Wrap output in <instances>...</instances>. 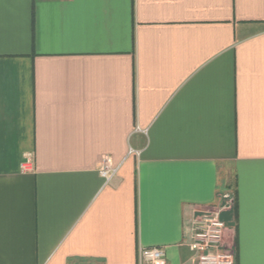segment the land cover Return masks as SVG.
Returning a JSON list of instances; mask_svg holds the SVG:
<instances>
[{
    "label": "crops",
    "instance_id": "obj_1",
    "mask_svg": "<svg viewBox=\"0 0 264 264\" xmlns=\"http://www.w3.org/2000/svg\"><path fill=\"white\" fill-rule=\"evenodd\" d=\"M224 193L264 264V0H0V264H193Z\"/></svg>",
    "mask_w": 264,
    "mask_h": 264
},
{
    "label": "built area",
    "instance_id": "obj_2",
    "mask_svg": "<svg viewBox=\"0 0 264 264\" xmlns=\"http://www.w3.org/2000/svg\"><path fill=\"white\" fill-rule=\"evenodd\" d=\"M134 150H130L133 152ZM31 155L22 164L23 170H29ZM120 165L114 164L110 156L102 159L101 175L108 181L118 173ZM223 204L217 209L193 210L186 220L189 230L188 245L193 255V264H237V251L226 239L228 223L221 211L230 209L235 204L233 194L222 195ZM165 250L159 246H140L138 264H167Z\"/></svg>",
    "mask_w": 264,
    "mask_h": 264
},
{
    "label": "trees",
    "instance_id": "obj_3",
    "mask_svg": "<svg viewBox=\"0 0 264 264\" xmlns=\"http://www.w3.org/2000/svg\"><path fill=\"white\" fill-rule=\"evenodd\" d=\"M234 247H235V250L237 251V244H236V240H235V242H234V245H233Z\"/></svg>",
    "mask_w": 264,
    "mask_h": 264
}]
</instances>
